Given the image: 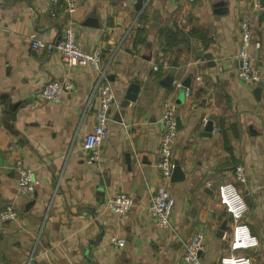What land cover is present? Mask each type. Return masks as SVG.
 Here are the masks:
<instances>
[{"label":"crops","instance_id":"0c3cea01","mask_svg":"<svg viewBox=\"0 0 264 264\" xmlns=\"http://www.w3.org/2000/svg\"><path fill=\"white\" fill-rule=\"evenodd\" d=\"M244 18L260 75L255 84L237 76ZM67 23L83 50L100 48L102 83L115 95L100 159L91 164L82 143L94 124L96 74L67 70L56 51L37 57L29 47L33 37L59 41ZM162 29L185 35V44L163 53ZM160 57L175 67L173 79L188 80L189 96L164 86L170 70H152ZM64 78L72 91L59 102L41 99L44 85ZM168 99L176 103L178 134L177 175L167 181L156 162ZM16 162L36 181L28 196L18 191ZM238 165L243 185L233 176ZM224 182L240 191L244 221L258 241L241 254L264 264V9L252 11L248 0H79L68 15L61 0H0V210L11 205L16 213L0 218V264H187L181 241L195 234L204 237L200 264H220L232 228L217 198ZM161 188L175 200L167 230L148 213ZM119 193L134 199L122 216L105 208ZM113 235L125 245L112 247Z\"/></svg>","mask_w":264,"mask_h":264},{"label":"built area","instance_id":"2783aa9c","mask_svg":"<svg viewBox=\"0 0 264 264\" xmlns=\"http://www.w3.org/2000/svg\"><path fill=\"white\" fill-rule=\"evenodd\" d=\"M61 1L63 11L68 15L74 13L78 8L79 0ZM187 1L192 2L194 0ZM50 2L55 4L57 0H50ZM248 2L254 12L264 9V0H248ZM238 27L241 44L237 52L239 62L237 76L246 84H255L259 81L260 75L258 69L254 66L255 55L251 51L252 29L249 19H242ZM29 47L37 57L42 56L47 51H56L60 55L62 65L67 70L77 67H89L96 74V84L91 95V102L94 98H97L94 124L83 140L82 150L87 155V164L97 162L100 159L101 147L108 135L109 111L113 106H116L115 95L110 84L102 83L105 77V70L101 65L100 48H95L91 51L83 50L76 41L75 29L70 23L63 27L59 41L48 43L33 37L30 40ZM151 68L153 71H168L172 66L167 59L160 57ZM199 79V77L196 78V80ZM172 86L175 89H183L184 95L186 97L189 96L190 89L184 87L178 78L172 80ZM73 89L74 85L70 79L54 80L44 85L40 92V97L44 101L55 103L61 100L63 92H69ZM176 113V103L168 99L159 118L161 133L156 167L160 171L162 178L167 181L173 176L175 167L172 161V148L178 134ZM207 123L208 119L206 117L201 119L202 126ZM14 171L20 195H30L34 191L36 184L31 170L25 168L21 162H16ZM233 176L237 184L243 185L246 182L245 169L241 165L234 168ZM217 198L232 222L228 253L221 259L220 264H251L250 259L247 256H243L241 252L255 248L258 245V241L250 233L249 227L244 221L247 207L240 191L234 184L224 182L217 187ZM174 204V198L165 188H161L151 195L148 213L159 229L167 230L170 228V215ZM133 205V197L124 193H119L105 201V208L116 216L126 214ZM15 216V210L11 205L0 210V218L3 220H12ZM110 244L112 247L121 248L125 245V240L113 235L110 239ZM181 245L183 251L182 260L187 264H200V256L204 248L203 235L195 234L186 241H181Z\"/></svg>","mask_w":264,"mask_h":264},{"label":"trees","instance_id":"16d2710c","mask_svg":"<svg viewBox=\"0 0 264 264\" xmlns=\"http://www.w3.org/2000/svg\"><path fill=\"white\" fill-rule=\"evenodd\" d=\"M159 35L161 37L162 52L166 53L173 48L185 44L186 36L176 31L160 30ZM175 64V63H172Z\"/></svg>","mask_w":264,"mask_h":264},{"label":"water","instance_id":"95a60500","mask_svg":"<svg viewBox=\"0 0 264 264\" xmlns=\"http://www.w3.org/2000/svg\"><path fill=\"white\" fill-rule=\"evenodd\" d=\"M198 54H199V56L204 57L207 61H210L211 58H212V56H211L210 54H203L201 51H198ZM212 64L214 65V63H212ZM175 71H176V69H175V67L173 66V67L170 69V71H169L167 77L164 79V86H165V87H167V88H168V87H171V83H172L173 75H174ZM188 85H189V83H188V80H187V82L184 83L183 86H184V87H188ZM127 102H128V101H127ZM205 130H207V131H211V130H212V123H211V122L208 121V123L205 125ZM175 170H176V166L174 167V172H175ZM174 172H173V174H176V173H174ZM176 175H177V174H176ZM174 176H175V175H174Z\"/></svg>","mask_w":264,"mask_h":264}]
</instances>
